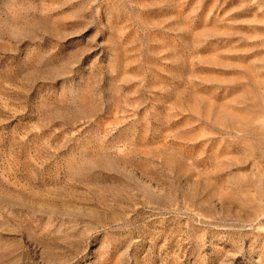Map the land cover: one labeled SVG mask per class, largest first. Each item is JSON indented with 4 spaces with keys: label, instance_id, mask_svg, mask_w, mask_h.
I'll return each mask as SVG.
<instances>
[{
    "label": "rangeland",
    "instance_id": "374dc122",
    "mask_svg": "<svg viewBox=\"0 0 264 264\" xmlns=\"http://www.w3.org/2000/svg\"><path fill=\"white\" fill-rule=\"evenodd\" d=\"M0 264H264V0H0Z\"/></svg>",
    "mask_w": 264,
    "mask_h": 264
}]
</instances>
